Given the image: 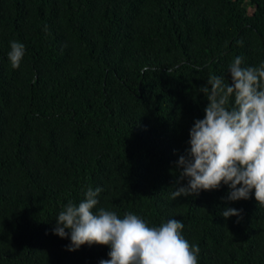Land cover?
Instances as JSON below:
<instances>
[{"label": "trees", "instance_id": "1", "mask_svg": "<svg viewBox=\"0 0 264 264\" xmlns=\"http://www.w3.org/2000/svg\"><path fill=\"white\" fill-rule=\"evenodd\" d=\"M25 45L18 69L10 42ZM264 62V0H0V264H99L53 234L69 200L170 219L198 264H264V206L229 188L171 198L176 161L203 119L199 88ZM147 69V70H144ZM186 183L185 181L181 182ZM242 219H225L226 208Z\"/></svg>", "mask_w": 264, "mask_h": 264}, {"label": "clouds", "instance_id": "2", "mask_svg": "<svg viewBox=\"0 0 264 264\" xmlns=\"http://www.w3.org/2000/svg\"><path fill=\"white\" fill-rule=\"evenodd\" d=\"M24 56L25 45L11 41V67L18 69ZM228 72L230 83L211 75L199 88L208 103L204 118L189 130L190 147L176 161L179 175L172 199L218 190L223 184L229 188L228 201L248 200L254 190L255 200L264 206V62L243 66L237 56ZM102 191L89 187L82 201L69 200L56 217L53 234L70 239L68 251L85 244L108 246L109 259L99 264H198L200 249L182 235L181 220L150 226L136 214L121 218L97 207ZM242 211L229 207L222 216H236L239 223Z\"/></svg>", "mask_w": 264, "mask_h": 264}]
</instances>
